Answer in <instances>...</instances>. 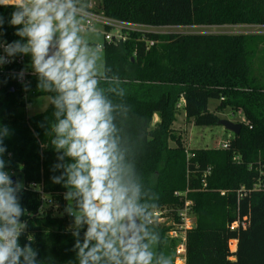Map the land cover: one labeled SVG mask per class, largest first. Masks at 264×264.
Here are the masks:
<instances>
[{
	"label": "trees",
	"instance_id": "1",
	"mask_svg": "<svg viewBox=\"0 0 264 264\" xmlns=\"http://www.w3.org/2000/svg\"><path fill=\"white\" fill-rule=\"evenodd\" d=\"M99 9L108 19L153 27L264 24V0H100ZM11 11L0 8L5 16ZM5 27V39L11 43L17 37L13 28ZM145 37L157 43L146 48L130 34L124 43L104 41L102 46L100 87L115 105L129 109L114 112L126 158L135 162L149 195L157 193V208L179 207L174 194L191 191L195 226L187 234L186 264H264V41L259 36L225 34ZM16 57L23 58L32 75L23 86L3 79L0 83V123L10 129L5 159L11 161L8 170L17 172L25 186L41 184L59 204L58 216L48 212L40 218L37 193L28 190L22 196L23 206L37 214L29 232L35 235L40 256L68 264L76 260V253L71 251L73 217L65 212L63 198L67 190L51 181L60 175L51 171L58 163L56 154L51 147L41 148L51 139L45 131L55 122L51 98L56 94L37 89L30 56ZM113 87L125 94L109 91ZM42 97L50 99L46 109L27 116L26 103ZM209 100L218 102L214 113L207 111ZM179 109L195 127L216 126V113L225 109L240 114L248 126L237 123L240 131L229 139L227 150L197 149L187 157L180 136L172 130ZM155 115L158 122L152 125ZM41 122L43 128L38 126ZM207 170L203 187L200 181ZM236 221L238 228L230 230ZM159 231L162 250L173 256L172 244ZM230 241L235 242L233 251L228 249Z\"/></svg>",
	"mask_w": 264,
	"mask_h": 264
},
{
	"label": "clouds",
	"instance_id": "2",
	"mask_svg": "<svg viewBox=\"0 0 264 264\" xmlns=\"http://www.w3.org/2000/svg\"><path fill=\"white\" fill-rule=\"evenodd\" d=\"M0 8L12 9L7 16L0 12V66L9 58L30 56L37 89L56 94L51 98L55 122L45 131L51 139L41 148L51 147L56 154L51 171L60 175L51 181L67 190L65 212L74 218L76 260L68 264H174L161 247L158 195H149L135 162L126 158L114 123L117 108L129 109L115 105L100 87L104 58L80 34L83 18L76 0H0ZM5 25L17 37L11 43ZM109 91L125 94L114 87ZM9 136V127L0 123V264H54L53 257H41L34 247L29 225L37 214L23 206L22 196L28 190L40 193V218L59 204L41 184L13 180L16 174L5 159Z\"/></svg>",
	"mask_w": 264,
	"mask_h": 264
},
{
	"label": "built area",
	"instance_id": "3",
	"mask_svg": "<svg viewBox=\"0 0 264 264\" xmlns=\"http://www.w3.org/2000/svg\"><path fill=\"white\" fill-rule=\"evenodd\" d=\"M100 0H76L77 14L78 17L83 18L81 23V31L92 29L94 26H102L104 28V41L109 44L124 43L128 40L130 34H135L138 36V40L144 42L146 48H150L157 43V41L147 40L146 35H168V34H179L175 31H179L176 26L170 27H153L148 25L131 24L120 21H115L106 18L102 11L99 9ZM186 28H196V27H186ZM203 29H232L227 34L232 35H252L259 36L264 41V24L259 26H216V27H200ZM167 30L168 33L163 34L160 31ZM246 30V31H245ZM225 33L217 34H205V35H222ZM32 75V71L28 64L23 62V58H9V62L0 66V83L3 80H10L16 86H23L29 76ZM26 100L25 95L22 97ZM29 104L26 103L25 108L27 109ZM245 123L243 118L240 121ZM247 125V123H245ZM248 126V125H247ZM229 141V140H228ZM228 141L217 146L216 150H227ZM187 154V152H186ZM188 157V156H187ZM233 161L237 162L238 159L234 158ZM209 175V171L203 173L202 180L200 184L205 186V177ZM14 181L16 178L13 176ZM34 184V183H29ZM27 184V185H29ZM39 199L40 193L36 192ZM191 191L186 188L184 192L175 193L174 196L178 199L179 207H161L157 208L156 215V225L158 230L164 231L166 239L172 244V252L174 257V264H186V241L187 234L190 232L194 226V216H193V202L188 198ZM220 196H224V192H220ZM241 196V192H239ZM41 204L43 201L40 199ZM53 203H57L53 200ZM50 213L52 217L59 215V208L56 209L52 206L45 210V213ZM69 216V215H68ZM71 217V216H69ZM239 226V222H234L229 225L230 230H235ZM244 226V224H241ZM235 247V242L230 241L228 243V249L233 251Z\"/></svg>",
	"mask_w": 264,
	"mask_h": 264
},
{
	"label": "rangeland",
	"instance_id": "4",
	"mask_svg": "<svg viewBox=\"0 0 264 264\" xmlns=\"http://www.w3.org/2000/svg\"><path fill=\"white\" fill-rule=\"evenodd\" d=\"M179 31L175 33L179 34H217L225 33L227 34L232 29H203L200 27L196 28H177ZM246 31V30H245ZM163 34L168 33L167 30L160 31ZM81 36L89 43L90 46H93L99 51L102 55V46L104 43V28L102 26H94L92 29L81 31ZM50 99L47 97L35 98L29 104V107L26 109L27 116H33L39 113H42ZM218 102L215 100H209L207 103V111L210 113L215 112ZM181 106V102H180ZM219 120L227 121L233 124H237L242 120L240 114H232L228 109L222 110L216 113ZM158 122V118L155 115L153 117L152 125ZM173 134L175 136H180L182 145L184 146L187 156H191L192 150L197 149H216L218 145L228 141L232 134L225 131L222 127H195L191 122H186L184 119L183 112L179 109L178 114L175 116V121L172 125ZM169 147H173L172 142H169ZM14 177L16 179H21L19 174L15 172ZM74 219V218H73Z\"/></svg>",
	"mask_w": 264,
	"mask_h": 264
},
{
	"label": "water",
	"instance_id": "5",
	"mask_svg": "<svg viewBox=\"0 0 264 264\" xmlns=\"http://www.w3.org/2000/svg\"><path fill=\"white\" fill-rule=\"evenodd\" d=\"M216 126L222 127L225 131L231 133L233 136L237 135L240 131L239 124H233L223 120H218Z\"/></svg>",
	"mask_w": 264,
	"mask_h": 264
},
{
	"label": "crops",
	"instance_id": "6",
	"mask_svg": "<svg viewBox=\"0 0 264 264\" xmlns=\"http://www.w3.org/2000/svg\"><path fill=\"white\" fill-rule=\"evenodd\" d=\"M182 103V102H181Z\"/></svg>",
	"mask_w": 264,
	"mask_h": 264
}]
</instances>
